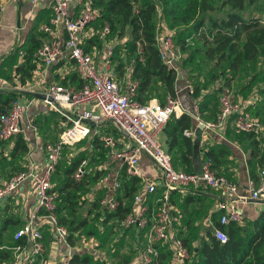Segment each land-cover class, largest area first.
I'll use <instances>...</instances> for the list:
<instances>
[{
    "label": "built area",
    "instance_id": "2783aa9c",
    "mask_svg": "<svg viewBox=\"0 0 264 264\" xmlns=\"http://www.w3.org/2000/svg\"><path fill=\"white\" fill-rule=\"evenodd\" d=\"M37 1L32 0L33 3ZM51 1L50 20L40 27L44 38L35 52L36 62L48 68L69 58L74 62L84 85L76 88L60 83L46 85L43 80L35 83L41 90L39 93L46 95L41 98L44 104L61 114L65 122L58 139L45 145L46 161L43 165L33 163L30 169L0 182V207L9 198L19 194L22 196V187L27 183L36 197L23 225L13 234L12 243L0 246L1 250H8L11 254L2 264H72L74 253L88 247L89 243L85 241L77 246L69 243V229L60 223L56 212L57 193L51 191L52 176L64 150L93 134L101 133L93 124L104 122L110 123L132 141L131 145L118 148L117 138L109 133L101 134L100 140L111 161H123L129 176H139L140 155L145 154L160 173L161 185L157 180L146 181V185L135 193L131 211L121 223L125 227L134 226L137 231L144 233V241L139 244L142 246L137 249V257L131 264L152 263L159 256V246L162 245H166L171 252L170 264H191L193 254L179 236L183 230L181 217L175 214L171 202L173 192L186 194L191 188L204 186L219 192L224 198L217 206L218 222L209 217L206 222L204 220V228L206 226L207 231L210 230L221 243H226L228 234L224 226L231 222L242 224L243 206L248 202L264 201V167L257 178L249 180L246 192L243 193L237 182L214 170L210 161H203L198 172L178 168L172 153L161 143L159 134L172 115L178 117L188 112L195 120L194 127L185 130L189 137L195 138L196 131L202 127L210 130L224 129L229 121L237 133L251 132L259 137L264 130L263 123L248 111L255 98L244 101L231 86L222 83L217 120H205L202 117L199 101L189 110L178 96H167L165 103L157 98L141 103L137 100L139 83L131 78L132 64L125 68L128 74L125 88L115 78V47L107 39L111 33L108 23L99 33L104 49H85V40L93 31L89 28L100 16V11L94 7V0ZM157 43L162 60L179 73L183 54L174 40L173 30L162 21L158 24ZM97 57H100L101 63ZM187 88L193 93V84L189 83ZM33 101L15 99L10 110L0 118V139L12 140L23 132V118ZM86 164L83 161L76 170L73 175L75 180L79 181L85 175ZM120 184L118 178H114L111 188L102 197L101 204L107 210L118 208L117 192ZM159 186L162 188L160 196L151 204L149 198L157 192ZM47 232L50 234L48 238ZM201 236L208 239L205 232ZM196 245L198 242L194 243Z\"/></svg>",
    "mask_w": 264,
    "mask_h": 264
},
{
    "label": "trees",
    "instance_id": "16d2710c",
    "mask_svg": "<svg viewBox=\"0 0 264 264\" xmlns=\"http://www.w3.org/2000/svg\"><path fill=\"white\" fill-rule=\"evenodd\" d=\"M93 3L100 11V16L92 24V35L86 38L88 40H85V49L91 51L94 46H100L98 49L101 50L104 45L99 33L105 23H108L111 33L107 39H111V35L114 34L117 37L113 61L117 60V67L121 71L126 65L132 64L131 78L139 83L137 95L139 102L146 103L151 98H157L155 96L157 94L161 97L162 103L166 102L167 96H177L178 71L162 60L157 43L158 24L162 21L173 30L174 40L182 51L190 50L189 56L180 66V70L183 68L185 70L192 65L188 70L190 80L196 73L194 71L197 69L193 64L198 57H201L202 65L206 56L214 61L210 68L202 72L207 76L210 75L208 82L206 79H199L201 81L192 83L194 86L192 96L197 98L203 95L199 105L202 117L205 120L218 118L220 88H215L211 92H206V89L209 84L223 78V68L237 72L245 64H252L258 67V71L251 77L250 80L253 82L251 85L254 87L257 80L262 83L255 91V103L248 107V111L259 118L264 126V18L260 15L264 11V6L260 0H94ZM42 37L43 33L37 20L26 42L18 47L17 53L23 49L24 58V61L16 67V77L21 85L32 78L37 67L35 52L42 44ZM191 38L202 44L192 47L188 41ZM122 53L126 54L129 61L124 62ZM223 65L224 67L221 68ZM67 78L62 82L65 85L76 88L84 85V80L77 72L71 73ZM224 79L223 84L228 85L232 78L224 77ZM19 92V90H0V118L10 110ZM51 113L56 112L51 110ZM35 124H39V120H36ZM194 124V118L188 112H184L178 117L172 115L163 129L175 164L183 165V170L189 172L195 171L193 166L196 141L187 136L185 130L192 129ZM237 136L239 144L250 150L248 158L250 176L257 178L258 169L264 167V130L259 137L251 132L237 133ZM12 140L9 165L10 174L13 176L26 169L23 162L29 151V145L23 133ZM12 140L0 139V146H8ZM101 143L98 138L94 140L97 146L102 147ZM2 152L5 153L6 148H2ZM84 154L80 152L72 157L61 170L58 164V168L53 173L52 180L55 186L51 191L57 193L55 201L59 221L69 229L68 240L73 246L80 245L83 241L87 242L88 238L92 239L95 236L101 243H107L112 236L118 234L119 238L115 243L116 258L119 264H131L137 257V249L142 246L139 244L144 241V233L137 231L134 226L125 227L121 223L131 211L132 200L140 189L141 178L128 177L124 171L117 192L119 206L116 210H107L101 204L105 189H100L94 200L89 201L88 198L92 185L102 178L101 171L96 173L92 170L88 171L91 163L87 162L85 175L79 181L73 178L82 162L87 160ZM230 155L231 149L228 145L214 143L205 150L203 161H210L212 168L222 173L218 170L227 162ZM174 194L175 192L171 197L172 204ZM190 196L192 194L184 198L182 206L194 199ZM87 205V213L91 218L82 214ZM22 225L21 219L4 214L0 225V246L11 244L13 234ZM189 227L195 228L190 224ZM11 229L13 234L9 233ZM224 229L228 234L226 243H221L208 230V239L200 238L196 246L193 241L199 238V235L185 234L183 230L179 232V236L193 254L191 264H264V210L255 218L245 217L242 224L231 222L225 225ZM127 237L131 241H137L132 249L131 258L119 254ZM159 248V256L150 264H170V250L166 245ZM10 255V251L0 250V258L2 257L3 260L9 259ZM97 258H104V254L99 250L91 251L87 247L76 251L71 263L106 264V260Z\"/></svg>",
    "mask_w": 264,
    "mask_h": 264
},
{
    "label": "crops",
    "instance_id": "0c3cea01",
    "mask_svg": "<svg viewBox=\"0 0 264 264\" xmlns=\"http://www.w3.org/2000/svg\"><path fill=\"white\" fill-rule=\"evenodd\" d=\"M51 4V0H38L36 3H33L32 0H0V90H12L16 88L24 89V87H30L31 90H25V92L24 90H19L20 93H18L19 95L17 98H20L22 101L34 99L22 122V133L27 139L29 145V151L25 155V170L30 169L33 163L35 165H43L45 163V144L58 139L65 122V118L58 112L51 113V109L45 105L43 100H41V97L37 95L41 94L39 93L41 90L38 89V86L35 85V83L39 80H43L46 85H48V83L64 84L62 82L71 73L77 72L74 62L69 58H64L48 68L40 63H37V67L34 70L32 78L24 85H21L18 77H16V67L24 61L23 53H21V51L23 52V49H20L17 53L18 47L26 42L31 29L37 20L40 27L50 20L52 14ZM89 29L93 30V25ZM18 30H20L19 34ZM43 38L44 33L42 39ZM109 40L111 41V39ZM111 42L114 43V41ZM99 47L94 46L91 51ZM103 49L104 47L99 50L102 51ZM121 55L123 56L122 58L124 62L129 61L128 58H126V54L122 53ZM97 61L101 63L100 57H97ZM126 66L122 68L121 71L119 70V67H117V61H114L115 78L124 88L128 83V74L125 70ZM179 73L176 82L177 96L182 100L187 109L192 110L195 102L202 101L203 95L197 98L193 97L192 93L187 88L189 83L192 84L187 72L184 69H181ZM10 77L12 79H10ZM13 83L15 85H12ZM238 96L244 101L250 99L252 100L253 98L256 100L255 94L247 99H244L239 94ZM36 120H39V124H35ZM93 126L101 133L93 134L92 136L86 138L85 140H89L90 143L82 149L89 150L91 152L92 155L89 160L91 163L90 170L94 171V173L101 171L102 177H105V184L100 186L101 188H98L97 191H95L94 185L100 183V180L92 185L91 192L88 195L89 201L94 200L100 189H105V193L103 195L104 197L111 188L114 178H118L121 182L124 171L126 172L125 163L120 160L115 162L111 161L104 145L101 143L102 147L97 146L94 144V140L97 138L100 140L101 134L109 133L118 139V148H124L132 144L130 138L115 129L108 122L98 125L93 124ZM159 139L169 150L168 138L163 130L159 134ZM193 139L196 141L195 144H198V151L196 152L195 149L196 157L193 166L194 170L197 172L200 171L201 164L203 162V154L207 148L212 146L214 143H224L230 147L231 155L228 157L227 162L220 166L218 171H221L230 179L237 182L240 185V191L245 193L247 184L251 179L248 164L250 150H246L239 144L237 132L234 129L233 123L229 121L224 129L219 130H210L202 127L196 131V136ZM81 142H78L77 144H81ZM12 144L13 140L8 144V149L12 147ZM73 147L74 146L68 147L66 150L72 149ZM84 150H81V152L85 153ZM7 152L8 151L6 150L5 154H7ZM177 167L183 169V165L181 164H178ZM138 169L139 176L137 177L141 178L140 188H143L148 180H157L159 185H161L159 170L147 155H140V164ZM261 169H258V172H260ZM109 175L112 176L106 180ZM126 175L131 177L127 174V172ZM161 189L162 188L159 186L157 192L149 198V202L151 204L153 200L155 201L160 196ZM191 190L186 194L175 192L172 198V201L174 202L172 205L175 208V214H180L179 216L181 217L183 232L185 234H192L195 236L199 235V238L194 239V244L195 242H199L198 240L202 238V233H207L206 226L204 228V220L206 222L209 217H212L215 222H218L219 212L217 210V206L222 200H224V198L219 192L204 186L197 189L191 188ZM21 191L23 193V197L20 194L15 195L7 200L3 208L0 207V219L4 216V214H7L21 219L24 223L27 212L35 203L36 197L34 190L28 183L23 185ZM190 194H192L190 197H193L194 199L187 201V203L182 206L181 204L184 202V198ZM243 209L244 218L248 217L252 219L257 217L259 213L264 210V203L248 202L243 206ZM17 213H19V215ZM188 223L193 225V227L195 226V230L189 227ZM133 229H131V231ZM46 237H50L49 232L46 233ZM127 238L129 239V237ZM136 242L137 241L130 240L132 249H134Z\"/></svg>",
    "mask_w": 264,
    "mask_h": 264
},
{
    "label": "rangeland",
    "instance_id": "374dc122",
    "mask_svg": "<svg viewBox=\"0 0 264 264\" xmlns=\"http://www.w3.org/2000/svg\"><path fill=\"white\" fill-rule=\"evenodd\" d=\"M260 1H261V4L264 6V0H260ZM260 15L264 18V11ZM116 38L117 37H116L115 34L111 35V41H114V43L117 42ZM188 41L190 42L192 47H193V45L195 46L197 44H202L201 42L198 43L196 40H194L192 38L189 39ZM178 47L181 50V53L183 54V57H182V62H183L184 59H186L189 56L190 50L187 51V52H183L181 47L180 46H178ZM205 58L206 59H205L203 65L200 64V60H202L201 57H198V59L194 62L193 66H195V68L198 71L195 69L196 71H194V72H196V73L191 78V82L192 83H196L198 81H201L199 79H204V80L206 79V81H207L210 78V75L207 76L206 74H204L202 72L204 70L210 68L212 66V64H214V61L210 60L207 56ZM115 61H117V60H115ZM189 66L192 67V65H189ZM190 67L185 69L187 74H188V70H189ZM223 67H224V65L221 68H223ZM223 69H224L223 70L224 71L223 78H221L218 81H215V82L209 84L207 89H206L207 92L214 91V89L217 88V87L220 88L221 84L224 83V80H225L224 77L225 78H232L228 85L231 86V88L237 94H239L241 97H243L244 99H247V98H249L250 96H252L253 94L256 93L255 92L256 89L262 83V81L257 80V84L254 87L251 85V83H253V82L250 79L258 71V67L255 66V65L245 64L237 72H234L232 70H228V69H225V68H223ZM199 74H202V75H199ZM12 85H15V84L13 83ZM12 90H20V91L24 90V92H25V90H31V89H30V87H24V89L23 88L22 89L21 88L20 89L16 88V89H12ZM155 96L157 97V99L161 100V97L158 94L155 95ZM48 141H50V140H48ZM88 143H90L89 140H84V141L81 142V144H77L72 149H67L64 152V154H63L62 160L59 163V166H58L59 169L61 170L71 160L72 157H74L75 155L79 154L81 152V150H84L82 148L87 146ZM2 148H6V150L8 151L7 154L2 152ZM84 152H85L84 155H86V158H87V160H85V161L89 162L90 157H91L92 154H91V152L89 150H84ZM78 156H80V155H78ZM9 162H10V160H9V149H8V146L1 145L0 146V182L6 181V180H8L9 178L12 177V175L10 174ZM89 170L90 169H88V171ZM58 175H60V173ZM104 178L105 177H102L100 179V183H97L96 185H94L95 191H97L98 188H101L100 186H103V184H105L104 183ZM52 183H54L53 180H52ZM53 186H55V185H53ZM4 206H5V203H3L1 205L2 208ZM87 208H88V205H87V207L85 206V209L82 211V214L85 215V216H89V218H91V216L87 213ZM17 214L19 215V213H17ZM2 218L0 219V225L2 223ZM99 227H100V224H99ZM9 233L13 234L12 229L9 231ZM118 238H119V235L116 234V235L112 236V239L110 241H108L107 243H101V241L99 240V238L97 236L92 237V239L90 237V238H88V240H90V241L87 240V243H89L88 244V248L91 251H94V250L101 251L104 254V258H97V259L106 260V264H119V260L116 258L117 256L115 255V251H116V248H117V245H115V243L118 241ZM92 248H95V249H92ZM119 252H120L119 254H122L125 258H131L132 248H131L130 238L129 239L128 238L124 239V244L120 248ZM2 261H3V258L1 257L0 258V264H2ZM121 262H122V260H121Z\"/></svg>",
    "mask_w": 264,
    "mask_h": 264
},
{
    "label": "water",
    "instance_id": "95a60500",
    "mask_svg": "<svg viewBox=\"0 0 264 264\" xmlns=\"http://www.w3.org/2000/svg\"><path fill=\"white\" fill-rule=\"evenodd\" d=\"M37 95H38L39 97H41V98H45V97H46L45 94H37ZM197 148H198V144L196 143V144H195L196 152L198 151ZM253 201H254V200H253ZM260 203H264V201H260Z\"/></svg>",
    "mask_w": 264,
    "mask_h": 264
}]
</instances>
